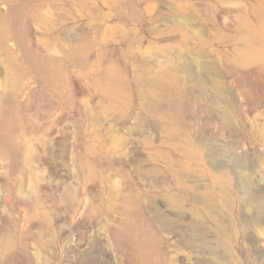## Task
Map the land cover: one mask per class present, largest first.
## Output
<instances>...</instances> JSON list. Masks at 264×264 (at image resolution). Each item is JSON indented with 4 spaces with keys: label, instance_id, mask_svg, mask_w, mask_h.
I'll return each mask as SVG.
<instances>
[{
    "label": "rangeland",
    "instance_id": "obj_1",
    "mask_svg": "<svg viewBox=\"0 0 264 264\" xmlns=\"http://www.w3.org/2000/svg\"><path fill=\"white\" fill-rule=\"evenodd\" d=\"M0 264H264V0H0Z\"/></svg>",
    "mask_w": 264,
    "mask_h": 264
}]
</instances>
